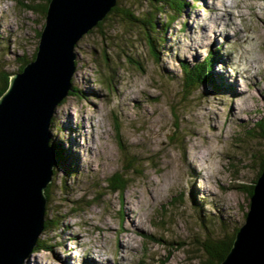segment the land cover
I'll use <instances>...</instances> for the list:
<instances>
[{
	"label": "rangeland",
	"instance_id": "374dc122",
	"mask_svg": "<svg viewBox=\"0 0 264 264\" xmlns=\"http://www.w3.org/2000/svg\"><path fill=\"white\" fill-rule=\"evenodd\" d=\"M122 2L159 28L111 15L77 43L73 91L50 129L63 150L41 234L51 248L24 264H209L201 242L245 222L264 161V0L190 2L168 28L169 6L157 15L151 0ZM31 3L0 0V69L12 75L45 26ZM210 50L213 83L189 96L183 63ZM131 205L145 223L134 232Z\"/></svg>",
	"mask_w": 264,
	"mask_h": 264
},
{
	"label": "water",
	"instance_id": "95a60500",
	"mask_svg": "<svg viewBox=\"0 0 264 264\" xmlns=\"http://www.w3.org/2000/svg\"><path fill=\"white\" fill-rule=\"evenodd\" d=\"M118 0H51L35 59L0 97V264H24L46 221L56 155L51 122L73 91L75 47ZM221 264H264V170L249 211Z\"/></svg>",
	"mask_w": 264,
	"mask_h": 264
},
{
	"label": "trees",
	"instance_id": "16d2710c",
	"mask_svg": "<svg viewBox=\"0 0 264 264\" xmlns=\"http://www.w3.org/2000/svg\"><path fill=\"white\" fill-rule=\"evenodd\" d=\"M31 1L33 2V4L31 3L28 5H25L26 8L32 9V10H41L42 13L44 14V16H46L48 5H49L51 0H43L45 5L41 6L40 8L34 7L35 1H39V0H31ZM200 1L201 0H151V2H153V4L155 5L156 11L158 12L157 15L158 14L159 15L167 14L166 7L169 6L170 16L169 15L166 16V18L168 17L167 18L168 23L165 25L167 28L178 21V19L182 16V13L185 12V9L191 5L190 2H193L194 4H196L197 2H200ZM22 4H24V3H22ZM111 15L121 16L122 19H125V20L133 22V23L143 24V25H145V27L147 25L151 24L150 28H152V31L155 29L157 30L159 28V24L156 21H153V22L148 21L149 23H145L143 20H139L138 17H136V15L134 14V12L130 8H127V6H125L123 4L122 0H118L117 5L111 10V12L105 18V20L103 22L99 23L98 26L103 25L109 19V17ZM150 22H152V23H150ZM146 29L148 30L147 27H146ZM38 35L40 38L41 32H39ZM149 38H150V48H151L152 54L154 55V57L157 60H159V52L157 50V44H156L157 42L154 38H152V37H149ZM37 51H36V53H37ZM36 53L34 54V56L31 60L24 62L23 66L21 67L19 72H23L25 67L35 59ZM219 62H220L219 61V55L217 53H215L214 51L210 50L202 63L196 64L194 66H190L187 63H183V69H182V72L184 74V78H183L184 86H183V88H185V90H186L187 94H189V96H190L191 92L198 90V88H200L202 85L207 84V83H213V80H214L213 69H214L215 64L219 63ZM11 77H12V74L6 73L0 69V97L3 96L6 93V91L8 90L9 85H10V81H11ZM219 88H220L219 85L215 86L216 90H218ZM70 94H71V92L69 93V95ZM51 145L54 148V152L56 155L55 167L58 168L59 164L63 160L62 146L60 143H58V142L54 143L53 141H51ZM129 168H131V167H129ZM263 170H264V161L261 164L260 171L258 172L257 178L262 174ZM55 171H56V169L54 170V172ZM254 184L250 188V191H249L250 196H252V194H253ZM49 188H47V190H46V196L48 199V203H49ZM114 188H115L114 190H117V189L120 190V189H123V185H119V186L114 187ZM49 221L52 222V219H50V217H48L46 215L44 230H47L51 227V225L49 224ZM238 231H239V228L235 227L231 236L229 238L227 237L226 240L217 239L214 236L208 235L209 237H206L205 240L203 242H201V245H202L203 250H204V254L207 255V258L209 260V264H221L222 263V261L227 257V255L231 251ZM44 242L45 241L42 240V238L40 237L38 242H37L36 247L33 250V252H36L39 250H41V251L42 250H48V249L50 250L51 247L46 245Z\"/></svg>",
	"mask_w": 264,
	"mask_h": 264
},
{
	"label": "bare ground",
	"instance_id": "6f19581e",
	"mask_svg": "<svg viewBox=\"0 0 264 264\" xmlns=\"http://www.w3.org/2000/svg\"><path fill=\"white\" fill-rule=\"evenodd\" d=\"M214 24V23H213ZM216 25H217V23H216ZM215 25V26H216ZM214 26V27H215ZM212 28H213V26H212ZM216 28V27H215ZM260 60H258L257 61V63L259 62ZM253 67H255V66H253ZM254 70H258V68L257 67H255V68H253ZM240 94V93H239ZM154 128V127H153ZM154 138V137H153ZM197 171H198V169H197ZM198 173H200V172H198ZM127 219L129 220V222H130V224L132 225V227H131V229L130 230H132L133 232L134 231H137V230H139V229H141V228H143V224H145L144 223V219H143V217L141 216V215H137V212H136V209H135V207L133 206V205H131L130 207H128V212H127ZM129 225V224H128ZM127 225V226H128ZM104 228L103 226L102 227H100V230H102V229ZM67 229H71V228H69L68 227V225H67ZM128 228H124V233H132V231H130ZM130 234H128V236H129ZM130 237H132L131 235H130ZM82 238V237H81ZM81 238L79 239V240H81ZM130 247H131V245H130V239H127L126 240V247L125 248H127V249H130Z\"/></svg>",
	"mask_w": 264,
	"mask_h": 264
}]
</instances>
